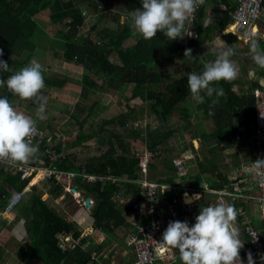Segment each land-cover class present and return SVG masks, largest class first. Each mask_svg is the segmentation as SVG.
I'll use <instances>...</instances> for the list:
<instances>
[{
    "label": "trees",
    "instance_id": "obj_1",
    "mask_svg": "<svg viewBox=\"0 0 264 264\" xmlns=\"http://www.w3.org/2000/svg\"><path fill=\"white\" fill-rule=\"evenodd\" d=\"M64 2L61 0H0V49L3 50V56H0V59L8 63V71L13 72L15 67H23L25 62L32 57L35 45H40V40L50 39L58 44L59 49L64 52L65 64L81 65L85 68L86 73L80 82L69 81L65 77H61L60 80L45 79L44 89L49 87L64 88L72 83L74 91L68 92V94L76 95L80 89V97L86 98L88 91L102 92L113 88L123 91L126 87L131 86V90L126 93L128 94L125 99L127 104L135 100H139L143 104L147 103L146 108L150 112H163L162 117L166 119L167 123H170L171 116L178 112L182 127L186 129L191 125L193 114L190 113V108L193 105H187L188 102H185L191 96L187 84L189 72L179 79L167 80L163 75L164 70L178 62L188 70L193 66L192 72L198 71L197 69L201 72L204 59L198 61V57L196 58L198 46L228 24L229 14L236 8V5L229 6V3L224 0L205 3L204 5L215 3L216 6L213 9L215 17L206 16L204 5H201L191 25L192 30L197 33V39L185 42L184 37L169 40L162 32H158L154 38L147 40L136 33L131 24L130 12L136 10L137 7H142L141 0L118 1L116 7L121 10L119 15H111V10H108L106 6H99V0H75V7L69 9L66 8ZM218 6L224 10L218 12ZM43 15L45 18L42 17ZM108 15H111V21L116 24V29H102L98 33L99 37L96 42L90 40V34L95 28L101 27L100 22H103L104 17ZM121 15L126 16V22L119 25ZM206 21L209 24L207 23L205 26ZM83 23L84 27L88 25L85 36H83L84 31L82 33ZM45 25L49 27L44 29ZM232 39V43H240L236 38L232 37ZM260 45L264 47V41ZM189 48L192 50V56L184 57L185 50ZM23 53H25L23 61H13L15 56L19 57ZM114 56L118 59L116 63L110 60ZM190 61H193V65L190 64ZM201 65L202 68H198ZM9 75L11 73L0 72V78L5 80ZM94 76H99L104 84L99 86L94 83L92 80ZM74 83L80 87L74 86ZM232 84V81L214 82L212 86L222 87L226 95L220 97L219 103L213 107H210V104L215 96L211 98L205 96V102L199 103V111L193 115L198 118L195 120L196 122L209 120L211 126L194 129V134L189 137V140H196L200 137L203 148H205L204 142L213 143V146L207 150L208 154L202 157V162L196 163L194 173L190 171L191 176L187 174V177L195 178L198 183L206 184L208 189L216 190L228 187L229 181L223 171L219 170L218 163L233 155L232 147L235 144L237 128L245 126L248 133L252 126L253 101L248 98H238L230 90ZM105 85L108 89L104 87ZM40 94L46 96L42 90ZM0 97H7L11 102V99L17 96L10 93L4 86L0 87ZM25 102L32 108L38 107L32 100ZM126 107L130 108L129 105ZM138 108H130L128 114H121L117 118L102 120L98 130L93 133L85 132L80 128L74 139L67 144L70 148H88L92 147L93 143L100 142L98 145L107 147L98 156L88 157L79 164L76 155L62 154L64 152L62 144L57 142L53 147L58 155L54 162L49 163L46 154L42 153L46 150L45 147L37 146L39 148L37 157L28 163H22L27 166H48L56 171L76 173V189L83 192L85 197L91 198L94 203L91 209L95 229L92 235L93 239L99 238V234L113 237V232L125 225V218L129 212L127 208L118 204L116 195L126 196V190L129 188L135 192L136 183L134 181L138 177L136 150H130L127 142L112 132H108L109 135L102 137L101 141L96 139V134L107 132L103 128L109 124L118 123L121 127H125L128 121L133 119L130 123L131 133L140 139L144 146L143 149L154 150L157 147H162V144L170 137H174L181 150L186 147L187 140L185 137L179 136L182 130L178 127L165 131L150 127H147L145 131L134 130L132 123L136 119H144L142 112L146 110V108ZM82 124L83 122H80L78 126L81 127ZM202 129L203 131H201ZM38 141L33 140V145L36 146L35 143ZM217 144H221L224 149L221 150ZM240 147L244 148L245 144H240ZM227 150L230 152H224ZM241 151L252 159L254 146H249L247 153L244 150ZM175 171L172 160L166 159V157L153 159L149 164V177L153 172L155 178H158V182L168 185L173 182L171 175H174ZM82 174L97 178L112 176L119 181L112 183L109 180L100 181L97 179L95 182H87L83 180ZM27 181L28 179L20 180L19 172H13L0 163V197L8 195L6 188L20 192ZM47 182L50 188L47 195L50 199L55 204V201L66 203L63 187L54 179H48ZM24 195H28V193ZM60 196L63 198L61 199ZM190 197L192 198V196ZM240 204L247 208L246 202H240ZM233 205L236 208L238 204ZM4 206L5 202L0 199V209H4ZM14 209V221H22L23 233L27 238V243L17 247L15 253L22 258L24 263L30 264L37 261L40 264H102L99 258L98 262L96 259L93 260V255L99 253L103 245H90L89 238L80 240L74 250L64 251L60 248L59 236L73 233V239L76 240L80 238L81 232L77 230L72 219H67L62 216V212L49 207L39 194L30 195L27 201H20ZM3 255L4 251L0 248V264H2Z\"/></svg>",
    "mask_w": 264,
    "mask_h": 264
},
{
    "label": "rangeland",
    "instance_id": "obj_2",
    "mask_svg": "<svg viewBox=\"0 0 264 264\" xmlns=\"http://www.w3.org/2000/svg\"><path fill=\"white\" fill-rule=\"evenodd\" d=\"M61 1H65L64 3L67 9L75 7V0L72 2L71 1L69 2V0H61ZM123 1L124 0H122V2ZM106 2L109 4H107ZM117 4H118V0H99V6H106L108 10L112 11V13H110L111 15L112 14L119 15L121 13V10L116 7ZM111 15L104 17V24L106 25V27L95 28L93 33H91L89 36L90 40H93L96 42L99 37L98 33L102 31V29H109V28H112L113 30L116 29L115 27L116 24L111 21ZM42 17L45 18V15H43ZM125 22H126V16L121 15V17H119L118 24L122 25ZM47 27L49 26L45 25L44 29ZM87 27L88 25L84 27V23H83V29H82V33L84 31L83 36H85L86 34ZM225 28L226 26H224L223 29ZM226 30H229V28ZM238 40L240 41V43L236 44L237 45L236 54L234 56L235 57L241 56L240 59L246 61L245 65L248 67V63H252L250 60H248V51H249L250 42L247 44H244L243 42L245 41L241 39H238ZM255 40L258 41V39H255ZM258 43L260 42L258 41ZM203 54L204 52L201 51V55ZM24 56H25V53L21 54V56L19 57L15 56L13 58V61H16V62L23 61ZM64 57H65L64 52H62L59 49L58 44L54 42L46 41V40L45 41L40 40V45L39 44L35 45L32 57L28 61L25 62L24 66L28 65L32 60H35L42 65L44 79L49 78V79H54V80H60L61 77H65L69 81L72 80V81L80 82L82 76L85 75L86 73L85 68L82 67L81 65H74L73 63L65 64ZM110 60L116 63L118 59L117 57L114 56V57H111ZM175 67L179 68L180 65L167 69L168 71L166 74L165 72L163 73L164 77L167 80H169L168 77L171 80H174L181 73L180 69L175 71L176 70ZM247 67L245 69H247ZM20 68L22 67H15L13 72L7 71V73L14 74V72L19 70ZM182 70L184 71L182 73V76H184L187 72H190V70L186 71L183 68ZM244 70L241 72L242 74L244 73ZM177 72H180V73L177 74ZM165 75L168 77H166ZM241 79H244V78H241ZM92 80L94 83H97L99 86H102L104 84L103 80L99 76H94ZM68 85H66L64 88H59V89L58 88L54 89L52 87L42 89V92H44L47 97V106H46V113H45L47 118L44 120H37L36 126L39 128L41 135L43 137V140H40L42 143L38 141L35 143V145L45 147L47 151H52L56 143L60 142L64 149V152L62 154H75L77 156L78 163L80 162V160H85L88 157L98 156L100 153L105 151L107 147L106 145H98L100 144V142L98 144L93 143L94 145L88 148L68 147L67 144L70 143L74 139L75 134L77 133V131H79L80 128L85 132L93 133L98 130L100 122L102 120H106L109 118H117L121 114H128L130 108L139 107V108L145 109L146 106L148 105L147 103L143 104L142 102H139V100L131 101L130 103L127 104L125 99L128 97V94L126 93L127 91L131 90V86L126 87L123 91H119L118 89H115V88L109 91H102V92L101 91H95V92L88 91L87 97L81 98L80 89H78L79 91L77 92L75 91L76 95L68 94V92L74 91L72 83ZM71 86L72 88H70ZM74 86L80 87V85H76V83H74ZM104 87L108 89L107 85H105ZM235 91L239 92L237 89ZM12 101L15 102L14 107L16 108L17 111L23 112L25 115H31L33 116V118H35V112L37 108L30 107L25 101L17 97H15ZM185 102L186 103L188 102L187 105H191V106L193 105L192 108H190V113H192L193 115H196V112L199 111L198 110L199 103L194 101L192 98L191 99L187 98ZM126 105H129L130 108L127 109ZM142 113H143L144 119H136L134 120V122H136L137 120H144L143 122L145 125L139 126L134 130L145 131L147 127H150L153 129L157 128L160 131H165V130L173 129L176 127L182 130L179 136H183L187 140V142H185L186 147L184 148V150H181L179 148V144L177 142H174L175 141L174 137H170V139H168L165 143L162 144V147L168 146L169 150L170 149L173 150V153L171 156L175 155V157L178 158L181 155H184V154H181L182 152L186 150L189 151L190 146H191L193 147L192 152L194 153L193 159L196 160L197 162H202V154H208L207 150H210L211 146H213L212 145L213 143L204 142L205 148H203V143L201 142V139H197L198 144L196 142H193V140H191L192 142L188 143L189 137L193 136L194 134V129H198V127L205 128V126H211V123L209 122V120H204V123L200 121L196 122L195 120L198 118H195V116L192 115L191 116L193 117V119L191 118L192 123L190 126H188L185 129L184 127H182V121L179 118L178 112L174 114L173 116H171L169 120L170 123H167L166 119L162 117L163 112H158V113L150 112V110L146 108V110ZM132 121L133 119L128 121V124L125 127H121L118 123L113 124V125H107L103 128L107 132H99L98 134H96L95 137L96 139H100L101 141L102 137H106L109 135L108 132H112V134L117 135L118 137H120V139H124L127 142L128 146L130 147V150L132 151L136 150L137 152L140 149H143L144 146H143V143L140 142V139H137L136 135L131 133L130 123ZM80 122H83L81 127L78 126V123ZM201 131H203V129ZM201 131H200V134L202 135ZM142 134H145V133H142ZM195 148H198V149L195 150ZM46 150L43 151L42 153H46ZM224 152L229 153L230 150H227ZM236 152H238L237 149H235L234 153L239 156V154ZM198 155L200 156L199 158H197ZM233 156L234 155L230 156L227 159L222 160L221 163H218L219 170L222 169L223 172H226L228 171L226 167L236 165L237 160H234L233 163H230V160L233 159ZM169 159L172 160L171 158ZM239 161L241 162L242 160H239ZM0 163L10 168L13 172H15L17 170V167L21 166L22 164L19 162L9 163L5 161H0ZM190 171L194 173V170H190ZM151 177L153 179H156L155 178L156 176L153 172H152ZM35 178L36 180L33 184L31 183H32V180H34V178L29 180V183L26 186V188L28 189L26 191L28 195H24V194L22 195V199H21L22 202L27 201L30 195L32 196L35 194H39L40 198L44 200L49 207H52L59 212H62V216L66 217L67 219H72L73 221L77 218L76 217L77 212L80 213L79 209H83L85 212L87 210L91 212L90 209L92 207L90 209L89 208L87 209L85 204L82 203L84 199V194L79 193L77 190H76L77 192L75 193L71 192L72 187L74 188V190L76 189L75 182L67 183V179H64L60 183V185L63 187V191H64L63 196L65 198L64 201L66 203L63 204L62 203L63 201L62 202L60 201L59 203L55 201L56 202L55 204L54 201L50 199V197L47 195V191L50 189L47 180H39V174H38V179H37V176ZM7 189L8 188H6V190ZM63 196L62 197L60 196L61 199L63 198ZM206 197L211 198L209 196H206ZM202 198L204 200V195H202ZM0 199L1 201H4L2 196L0 197ZM59 199H56V200H59ZM77 202H80L81 204L78 206ZM14 214H15V209H13L11 212H6L4 211V209H0V248L4 251V255L2 258V264H26L23 262L22 258L19 257V255L15 254L17 247H20L21 245H25L27 243V238L25 237V234L23 233V229L21 226L22 221L21 220L14 221ZM252 218L254 219L255 222H257L259 219V214L255 213L254 215H252ZM85 222L91 225V222H92L91 217ZM74 223H75V226L77 227V230L81 232L80 238L86 239L88 237L89 244L93 246L100 245V244L103 245L100 252L97 254H94L99 257V260L102 262V264L104 260L108 261L109 263L111 262V264H116L117 262L120 263V260H124L125 262L126 259L129 257L130 254H128L126 257H122L121 256L122 254H118L120 252H125V251L129 253V250L126 249V246L123 245V243L125 244L124 232L126 229V224L119 227L120 233H118V230L113 232V237H109L106 234H101L100 238L93 239L88 234L95 232L94 226L92 230V226H88L87 224L84 227V229H86L85 231L83 229V224H78L76 222ZM30 264H40V263L35 261V262H31Z\"/></svg>",
    "mask_w": 264,
    "mask_h": 264
},
{
    "label": "clouds",
    "instance_id": "obj_3",
    "mask_svg": "<svg viewBox=\"0 0 264 264\" xmlns=\"http://www.w3.org/2000/svg\"><path fill=\"white\" fill-rule=\"evenodd\" d=\"M141 3L142 9L130 12L135 32L146 40L154 38L158 32H162L169 40H176L192 35L189 22L198 8L205 4V0H141ZM207 23L208 21L205 26ZM208 51L215 59L204 62L200 73L189 72L187 84L192 99L197 103L203 104L205 96H215L210 104L213 107L226 94L222 87L212 85L221 80L234 81L238 78L239 68L232 59L236 54L234 47L226 46ZM191 53L190 48L186 49L184 57H191ZM0 56H3L2 49ZM248 58L257 68L264 69V49L255 39L250 42ZM8 70V63L0 59V72ZM4 86L21 100H32L38 105L33 118L17 111L7 97H0V161L28 163L39 152V148L32 143L37 133V120L47 118V97L40 94L45 87L42 65L32 60L9 75L6 80L0 78V87ZM253 166L264 169V159H256ZM193 198L199 200L200 195L195 194ZM237 216V209L231 204L220 202L214 206L203 207L192 226L187 221L169 222L163 232L162 242L179 250L182 264H235L240 261L239 253L243 247L239 228L236 226ZM248 264H254L250 253Z\"/></svg>",
    "mask_w": 264,
    "mask_h": 264
},
{
    "label": "built area",
    "instance_id": "obj_4",
    "mask_svg": "<svg viewBox=\"0 0 264 264\" xmlns=\"http://www.w3.org/2000/svg\"><path fill=\"white\" fill-rule=\"evenodd\" d=\"M209 1L214 2L217 0H205V3H210ZM236 3L237 6L230 12L229 22L221 33L223 35H233L237 39L245 41L243 42L244 44H247L255 37H259L261 33L264 34V0H236ZM136 9H142V7H137ZM197 11L189 22L192 35H185V42L197 39V33L192 30L191 26ZM228 28L229 30H226ZM262 41H264V37ZM253 99L255 105V130L251 135V140L254 142L255 147L253 158L248 162H242L237 169L229 171V174L226 175V179L229 181L228 187L225 186L222 189L215 190L208 189L204 183L195 184L200 187V191L205 196L214 197L213 204L215 205L220 202L231 205L238 204L236 207L238 212L236 226L239 228V238L243 242V247L239 253L240 261H236L235 264H248L249 253L253 258L254 264H264V233L260 230L259 224L246 211L247 209L240 204V202L252 203L255 207L262 209L261 221H264V169H256L253 166L256 159H264V90H255ZM143 121L137 120L133 122L132 127L136 129L145 125ZM35 139L39 141L43 139L38 128L32 141ZM165 149L164 147H157L154 150L144 149L139 152L136 155L138 159V177L134 181L136 183L135 192L130 190L126 193V196L116 195L118 204L131 212L124 236L125 244L131 250L130 254L134 257L133 264H176L177 256L180 257L178 249L171 248L162 242V235L169 222L185 221L186 217L177 214L172 204H168L169 213L167 215L163 214L159 210L158 201H161L159 194L163 190L171 191L175 196H178L181 187L177 181L176 184L169 186L159 184L149 177V164L154 158L163 157ZM45 154L49 163L54 162L58 157L54 149L52 151L46 150ZM190 157L184 154L172 159L173 166L178 170V178L186 175L187 170L184 168V161ZM16 172H19L20 180L28 179V181L20 192L8 188V195H2L5 202L4 211L6 212H11L17 203L21 201L22 195L28 190L26 186L33 176L35 177L39 174V180L54 179L59 184L64 179H67V183L75 182L76 178L75 172L56 171L48 166L40 168L21 164V166L17 167ZM82 178L87 182H95L97 179L100 181L109 180L112 183L119 181L112 176L97 178L82 174ZM73 189L72 187L71 192ZM89 202L93 205V200ZM78 204L80 205L81 203ZM179 204L188 208V212L191 211L189 206L182 203L181 195ZM80 240L82 238L73 239V233L62 234L58 237L59 246L64 251L74 250L79 245ZM98 258L97 255H93V260L96 259L98 262Z\"/></svg>",
    "mask_w": 264,
    "mask_h": 264
},
{
    "label": "crops",
    "instance_id": "obj_5",
    "mask_svg": "<svg viewBox=\"0 0 264 264\" xmlns=\"http://www.w3.org/2000/svg\"><path fill=\"white\" fill-rule=\"evenodd\" d=\"M118 1H122V0H118ZM226 1L227 3H229L228 5L229 6H234L236 5L237 6V3H236V0H224ZM215 4H206L204 5V12H205V15L208 16V17H215L214 16V11L213 9L215 8ZM217 11H222L219 6L217 7ZM112 12V11H110ZM101 23V27H106V25L104 24V21L103 22H100ZM209 24V22H208ZM258 35V34H257ZM232 37L236 38L235 36L233 35H223L221 33V30L215 34H212L211 38L207 39L205 41V43L203 44H200L198 46V49H197V52H196V58L198 57V61H202V59H204V62H207L206 60H213L215 59V56L208 50L210 49H213V48H221V47H226V46H230V47H234L236 49L237 45L232 41ZM264 37V34L261 33L259 35V37H255L256 39H258V41H260L259 45L262 44V38ZM254 38V39H255ZM224 42H223V41ZM237 41H239L237 38H236ZM46 41H50L52 42L53 40H46ZM240 42V41H239ZM48 43V42H47ZM261 46V45H260ZM262 49H264V47H262ZM201 51L204 52L203 55H201ZM241 56H238V57H235L233 56L232 59L234 60V62L237 64L238 68H239V75H238V78L235 79L232 84V86H230V90H232L235 95L238 97V98H248V99H252L253 101V106H254V110H253V121H252V126L250 128V130L248 131L247 133V130L245 128V126H239L236 130V134H235V144L234 146L232 147V151H233V159L230 160V163H233L234 160H237V163L236 165H232V166H229V167H226V169L229 171V170H232V169H237V167L240 166V164H242V162H248L250 161L251 159L248 158L241 150H244L245 152L249 149V146L253 145L254 146V142L251 140V135L252 133L254 132L255 130V105H254V99H253V96H254V91L255 90H264V69H259L257 68L253 63H248V67L245 65L246 61L240 59ZM249 60V58H248ZM201 63V62H200ZM200 63H198L200 65ZM190 64L193 65V61H190ZM203 64V63H202ZM177 65H180V67H175V71H177L178 69L181 70V73L180 72H177V74H179L175 79H179L181 78L182 76V73L184 72L182 70V68L184 70H188V68L184 67L182 63H178L176 62L174 64V66H177ZM172 66V67H174ZM188 67V66H187ZM193 69L194 67L191 66ZM247 67V69H245ZM190 68V67H189ZM192 68H190V72H192ZM198 68H202V65L199 66ZM170 69V68H169ZM245 69V70H244ZM198 71H196L197 73L199 72V69H197ZM244 70V73L242 74L241 72ZM168 70H164L165 74L167 73ZM200 73V72H199ZM187 74V73H186ZM251 74V75H250ZM166 76V75H165ZM168 77V76H166ZM241 78H244V79H241ZM168 79H170L168 77ZM238 90L239 92L235 91V90ZM19 98V97H17ZM190 99L192 98V96L189 97ZM14 99V98H13ZM11 99V100H13ZM11 103L13 104V106H15V102L14 101H11ZM200 122H203L204 121H200ZM233 124H235V122L233 121ZM109 125H113V124H109ZM202 128V127H201ZM198 139H200V137H198ZM176 142V141H174ZM192 142L191 140L188 141V143ZM193 142H196L197 143V139L196 140H193ZM202 142V141H201ZM244 143L245 144V147L242 148L240 147V144ZM198 144V143H197ZM215 144V143H214ZM218 147L220 149H224V147L221 145V144H217ZM166 149H168V146H164ZM192 149L193 147L191 148L190 146V150H186L184 152H182L181 154H186L188 156H191L189 159L186 158L187 160L184 161V168L185 170H187V173L185 176H182L180 178L177 177V168L173 166V168L176 170L174 175H171L173 176L172 177V183L169 184V186L171 185H174L176 184V181L177 183L179 184V186L181 187V189L179 190V195L178 196H175V194L171 191H165L163 190L162 192H160L159 194V198L161 199V201H158V204H159V210L167 215L169 213V208H168V204H172L174 206V209L175 211L177 212V214L179 215H184L186 217V220L188 223H189V226H192L194 225L195 223V218L196 216L199 215V212H200V209L203 208V207H207V206H214L215 204H213L214 202V197H211V198H208L205 196V194L202 193V191H200V187L196 186L195 184L198 183V180H195V178H188L187 177V174L190 175V170H194V166H196V163L197 161L193 159L194 157V153L192 152ZM198 148H195V150H197ZM235 149L238 150V153L239 156L237 154L234 153ZM255 149V147H254ZM144 150V149H143ZM143 150H140V151H137V153L135 154V157H137L136 155L139 153V152H142ZM147 150V149H146ZM173 153V150H167L165 151V154L163 155L162 158L166 157V159L168 158H171V159H174L176 158L175 155L171 156ZM247 153V152H246ZM71 155H75V154H71ZM180 155V154H179ZM207 154H202V157L205 156ZM200 156L198 155L197 158H199ZM193 159V160H192ZM249 159V160H248ZM154 160H156L154 158ZM239 160H242L241 162ZM84 160H80L79 164L83 163ZM236 162V161H235ZM33 167H43V166H33ZM47 167V166H46ZM44 168V167H43ZM222 171V169H221ZM228 171L226 172H223L225 174V177L226 175L229 173ZM191 176V175H190ZM36 177V176H35ZM33 177V178H35ZM150 179L154 180L155 182H158V178L157 179H153L151 176H150ZM159 184H163V185H168V184H165V183H162V182H158ZM33 184V183H31ZM77 190V189H76ZM131 188L127 189L126 192L130 191ZM217 190V189H216ZM79 193H83L81 192L80 190H77ZM76 191V192H77ZM84 194V193H83ZM195 194H199L200 195V199L199 200H195L193 197ZM180 195H181V200H182V203L186 206H189L191 208V211H187L188 208H185V207H182L180 204H179V199H180ZM202 195H204V200L202 198ZM192 196L193 198V203H190V204H187L185 202V199H188L192 202V198L190 197ZM85 198H88V197H85L84 195V199ZM83 199V201H84ZM90 200H92L91 198H89ZM80 202H77V205L79 206ZM94 204V203H93ZM167 204V205H166ZM247 211L248 213L252 216L254 215L255 213H258L259 214V219L257 221V224H259V227H260V230L264 233V221H261V209L260 208H257L255 207L254 204L250 203V204H247ZM92 207V206H91ZM87 208V207H86ZM88 209V208H87ZM92 209V208H91ZM90 209V210H91ZM80 210V213L77 212V215H76V219L74 220V222L78 223V224H83V229L84 227L88 224L86 223L85 221L88 220L90 217H91V212H89L88 210L85 212L83 209H79ZM127 211L129 212L128 216L125 218V224H127V221L129 220V218L131 217V212L129 209H127ZM90 216V217H89ZM263 216H264V211H263ZM91 225L88 224V226H92V230H93V226H94V221H93V218L91 217ZM86 231V229H84ZM95 230V229H94ZM117 231V230H116ZM94 232L92 233H89L88 235L92 237ZM118 233H120L119 229H118ZM92 234V235H91ZM101 235V234H99ZM81 237V235H80ZM86 238V237H84ZM88 238V237H87ZM100 238V236H99ZM101 243V242H100ZM124 246H126L124 243H123ZM126 249L129 250V253L127 251L125 252H120L118 254H122L121 256L122 257H126L128 254H130V249L126 246ZM125 250V249H124ZM177 253V252H176ZM130 258V259H129ZM178 259L177 260V264H182V261L180 260V257L177 256ZM129 259V260H128ZM123 262V263H122ZM134 262V257L133 255H129V257L126 259V261L124 262V260H120V263H116V264H133ZM103 264H111V262L109 263L108 261H103Z\"/></svg>",
    "mask_w": 264,
    "mask_h": 264
},
{
    "label": "water",
    "instance_id": "obj_6",
    "mask_svg": "<svg viewBox=\"0 0 264 264\" xmlns=\"http://www.w3.org/2000/svg\"><path fill=\"white\" fill-rule=\"evenodd\" d=\"M72 192L75 193L76 192V189L75 190L73 189ZM83 202H84V204H85V206L87 208H89V209L91 208V204L89 202V198H85Z\"/></svg>",
    "mask_w": 264,
    "mask_h": 264
},
{
    "label": "bare ground",
    "instance_id": "obj_7",
    "mask_svg": "<svg viewBox=\"0 0 264 264\" xmlns=\"http://www.w3.org/2000/svg\"><path fill=\"white\" fill-rule=\"evenodd\" d=\"M33 177H34V176H33ZM33 177H32V178H33ZM37 179H38V175H37ZM35 180H36V178H34V180H32V183H34V182H35ZM186 200H188V199H185V201H186ZM190 203H193V201H192V202H190ZM190 203H187V204H190Z\"/></svg>",
    "mask_w": 264,
    "mask_h": 264
}]
</instances>
